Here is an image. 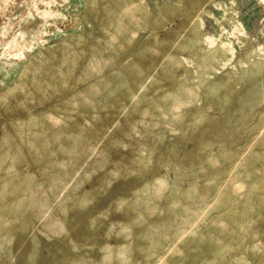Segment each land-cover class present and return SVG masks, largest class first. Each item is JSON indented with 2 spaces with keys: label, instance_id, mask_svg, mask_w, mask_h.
<instances>
[{
  "label": "rangeland",
  "instance_id": "1",
  "mask_svg": "<svg viewBox=\"0 0 264 264\" xmlns=\"http://www.w3.org/2000/svg\"><path fill=\"white\" fill-rule=\"evenodd\" d=\"M0 264H264V0H0Z\"/></svg>",
  "mask_w": 264,
  "mask_h": 264
},
{
  "label": "bare ground",
  "instance_id": "2",
  "mask_svg": "<svg viewBox=\"0 0 264 264\" xmlns=\"http://www.w3.org/2000/svg\"><path fill=\"white\" fill-rule=\"evenodd\" d=\"M214 46V45H213ZM214 48H215V46H214ZM187 62V61H186ZM188 63V62H187ZM137 98V97H136Z\"/></svg>",
  "mask_w": 264,
  "mask_h": 264
}]
</instances>
